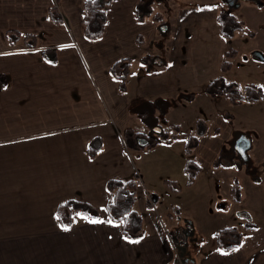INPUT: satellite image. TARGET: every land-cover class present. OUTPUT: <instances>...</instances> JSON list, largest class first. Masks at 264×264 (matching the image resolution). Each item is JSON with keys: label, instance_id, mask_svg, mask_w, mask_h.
<instances>
[{"label": "crops", "instance_id": "crops-1", "mask_svg": "<svg viewBox=\"0 0 264 264\" xmlns=\"http://www.w3.org/2000/svg\"><path fill=\"white\" fill-rule=\"evenodd\" d=\"M225 1L191 0L189 8H181L174 0H112L106 7L104 35L89 39L82 23L84 0L60 1L63 23L48 18L54 0H0V74L10 82L0 89V264H68L76 247L80 251L73 259L93 256L96 264H104L105 256L112 264H180L175 232L166 227L164 217L176 206L197 216L218 201L214 180L223 170L212 164L235 130L225 117L230 106H221L227 99L204 96L205 86L222 75L223 55L230 48L217 20ZM230 2L231 7L241 5L240 0ZM142 4L159 18L167 17L163 22L151 14L140 18ZM164 24L173 35L167 42L161 41L159 30ZM9 29L36 34L39 49H27L21 40L10 45L5 38ZM43 49H57L58 63H49ZM146 56L153 58L144 64ZM123 59L131 65L125 92L110 72ZM231 72L225 76L235 82ZM183 94H195V99L189 105L178 103ZM198 99L203 103L197 107ZM158 100H163L158 109H166L168 119L180 124V133L184 125L198 127L205 114L213 113L222 119V128L211 123L189 157L184 152L189 129L186 138L179 134L171 144L128 147L126 130L135 127L132 120H139L135 107ZM218 105L224 117L217 115L216 109L222 113ZM191 106L196 107L192 114ZM225 124L229 136L223 132ZM258 131L261 138L253 139L257 146L264 141V125ZM189 160L201 166L199 176L206 166L213 180L203 183L198 176L194 185L186 186ZM136 174L141 179L136 209L146 234L134 243L124 239L118 224L108 223L106 207L114 201L108 181H128ZM166 180L176 181L182 191L172 192ZM201 183L210 203L206 197L202 200ZM67 201L88 203L101 218L80 219L64 229L56 209ZM186 220L195 231L193 218ZM256 225L254 231H245L240 247L221 252L215 241L200 251L202 243L200 250L183 256V263L264 264V234L258 233L264 221ZM36 239L42 240V259L19 253L20 240H32L36 246Z\"/></svg>", "mask_w": 264, "mask_h": 264}, {"label": "rangeland", "instance_id": "rangeland-1", "mask_svg": "<svg viewBox=\"0 0 264 264\" xmlns=\"http://www.w3.org/2000/svg\"><path fill=\"white\" fill-rule=\"evenodd\" d=\"M33 1L34 0H25L26 4H28V2L32 4ZM60 1L61 0L59 1L54 0V2L48 8V14L50 9L56 6L58 7V10L60 9L59 8ZM174 1H176L178 3V6L181 8H183L184 6L189 8L192 4L191 0H174ZM230 1L231 0H226L225 4L220 6L219 9L231 11L239 19L244 21L246 27V30L244 32H237L235 34V37L229 42V46L231 48L237 49L239 52V56L235 61V69L231 72L232 74H236L235 77L233 75L234 77L233 79L235 80V83H237L240 86L239 90H242V87H245L246 85H252V84L264 85V61H261L254 56V53L258 51L264 54V0H240L241 5H237L236 7H231ZM243 4H245V6ZM246 6H248L249 8H246ZM140 8H143V10H145L143 4L138 7L137 14L139 15L140 18L144 15L146 16L150 14H151L150 16L153 17L154 15L157 14L158 20L160 22H163L164 18L167 17L166 15H164V17L159 18L160 15L158 13L155 14H153V12L150 13L149 9H148V13H145ZM14 31H18V30L9 29L8 31H6L5 38L7 37L8 32L12 34ZM18 32L21 33L20 35L21 41L30 38L27 36L30 35L36 36V34L29 35L21 31ZM249 32H252V35L249 34ZM172 36L173 35L171 32H167L164 35V37L161 38V41L167 42V40L170 39ZM24 43L26 44L25 41ZM40 51L42 53V50ZM9 83L10 82L8 80V85ZM183 95L184 97L180 96V99L179 100L177 99L176 101L178 103L184 102L187 105L191 104L192 100L191 98L188 97L191 95L189 94H183ZM204 96L208 98L207 96L209 95L205 94ZM193 98L195 99V96ZM200 100L201 99H198L196 103L197 107L203 103ZM162 101L158 100L157 104L150 102L149 103L146 102L145 104L141 103V105L135 107L136 111L140 107H144V111L140 113L134 110V113H136V117H138L139 120H132L134 126L137 127V128L135 127L133 128L140 130L142 131V133H144L142 138H145L146 134L153 135L158 132L159 133L167 132L169 134H173L174 131L173 127L175 125H180L179 123L168 119V115H167L168 112H164L163 110H161V108L160 110L158 109L159 106L161 107ZM158 102L161 103L159 104ZM255 103L256 104H254V102L253 103L245 102L238 105L240 107H236L237 105L233 106L227 100L226 105L220 104L221 106L224 107L230 106V108L227 109L232 114L229 112L226 114V116L231 117L229 118L230 120H228L229 126L235 128L236 132L237 131L246 132L248 136L251 135L254 140L255 138H259V139L261 138L258 128L264 125V101L263 102L259 101V103L257 102ZM206 105L207 104H205V106ZM219 108L222 110V113L221 111L216 109L217 115L222 114V116L224 117L225 112L220 106ZM192 111L196 112V107L191 106L190 107L191 114ZM202 119H204V121L202 122H207V124L202 123L203 125H205L206 129H208V126L211 123H217L220 126L219 123L222 120L221 118L220 119L214 118V113L212 114V116L205 114ZM187 126L184 125L182 127V131L180 134H182L183 138H186L187 135L186 131H188V129L190 134L199 135L201 133L202 125L199 128H197V126H191V127L190 126L187 127ZM229 126L225 124V131L223 128V132H225L228 136L230 132L229 131L227 132L226 130L228 129ZM220 127L222 128V126ZM229 141L225 144V149L232 150L234 140L232 139L230 142ZM142 142H144V139H139L137 144L138 145L139 143L142 144ZM126 144L128 145L127 142ZM136 147H137L136 149L140 150V147L138 146ZM253 150H254L253 152H249L248 154L247 164H244L243 162L240 163L239 161L240 155L237 152H235L236 156L235 157L233 156L234 158L231 157L233 158L232 161L234 163L227 167L222 166L221 167V170H223L222 175L215 174L216 180H214V182H216L217 184L216 193H217L218 201L217 202L213 201V204L209 206V208L204 207L201 210L200 215L198 214L197 216H194L193 214H189V212H187L188 214L186 213L187 214L186 215L183 211L181 212L179 208L180 206H176L173 209L170 207L169 213H167L164 217L165 225L170 231L176 232L181 227H184L186 229V226L188 224L187 223L188 221L186 220L187 216L193 218L192 221H194L195 223L194 227L196 226L194 228L195 231L193 232L190 231V233L186 235V239L188 240L186 245L183 246L181 245L178 247L175 245L176 250L180 252V253L178 252V261L180 262V264H188L187 262L183 263L184 261L183 256H185L186 258L187 256H189L190 251L194 253L197 248H199L198 250H200L199 246L202 243H204V246L201 248L200 251L205 250V248H209L211 244L215 242L214 234H212L213 229L215 232L216 229H220V228L236 227L241 231H244L245 226L248 225L247 223H251L249 225L250 227L253 226L255 227L257 221L260 220L264 221V208L262 207L264 205V141L258 144V146L254 141ZM205 167L206 166H203L204 169L203 175L199 176V181L202 180L203 178L202 181L203 183L213 180V178L210 177L209 175L210 171H207V168ZM234 178H237L240 184L241 193H240L239 201H236L233 198H231L229 193V189L234 183ZM177 181H181V180L177 179ZM199 185H201V190H202L201 194L203 195L202 200H205L204 197H206L208 203H210L211 197L206 196L207 194L204 192L203 184L201 183ZM174 197L176 198L177 196ZM211 211L212 212L220 211V213H218L220 216L212 213ZM88 220H92V219H88ZM256 228H250L246 232L254 231ZM258 233L263 236L264 226ZM180 238H179L180 240H183L184 235L180 236ZM32 242H33L32 240H25V243H23V240H20L18 244L21 247L19 253L22 254L23 256H26L27 254H36V257L38 256L39 259H42L40 256L41 249L39 246V244L42 243V240L36 239V246H34ZM176 243H178V241H176ZM89 247L92 251H94L91 245H89ZM77 248L78 247L73 248L71 250L70 255H68L70 260L68 264H96V258H94L93 256L84 255L81 259H73L74 254L77 255V253H79L80 251ZM105 257L106 258L104 264H112V262L108 263L107 256ZM99 264H101L100 261Z\"/></svg>", "mask_w": 264, "mask_h": 264}, {"label": "trees", "instance_id": "trees-1", "mask_svg": "<svg viewBox=\"0 0 264 264\" xmlns=\"http://www.w3.org/2000/svg\"><path fill=\"white\" fill-rule=\"evenodd\" d=\"M110 3L111 0H84L82 21L84 33L89 39H98L104 35L107 24L106 7ZM48 15L49 19L53 22H63L57 6L50 9ZM153 18L158 21L157 14L154 15ZM217 20L220 26V34L226 40H232L237 32H244L246 30L244 21L239 19L231 11H221L217 16ZM249 34L252 35V32H249ZM20 35L21 33L18 31H14L12 34L8 32L6 40L10 45L15 46L21 40ZM27 37H30L24 40L27 49H39L37 45V36L30 35ZM42 54L48 61H51L52 64L58 63L57 49H44L42 50ZM238 56L239 52L235 48H229L224 52L221 65L222 75L208 83L204 91L213 98L224 97L233 105H240L245 102L253 103L263 101L264 88L260 85H246L242 87V90H239L240 86L237 83L226 78L225 75L234 67L233 60H236ZM152 58L153 56H146L142 59V62L147 64ZM130 68V60L123 59L116 62L110 70L112 76L119 81L120 89L123 92L127 90V79L130 74ZM5 85L8 86V80L6 76L0 74V89L6 88ZM194 96L195 94H191V97ZM173 129V134L162 132L148 138L149 143L143 146L137 143L144 133L129 127L126 130L125 141L128 143L129 147L132 146L131 148L136 149V146H138L140 149H153L161 143L171 144L178 140L180 127L175 125ZM198 141V137H188L184 148L186 156L189 157L191 155L193 150L197 147ZM94 155L95 153H90V156ZM185 171L188 175L186 186L190 187L196 182L201 168L195 162L189 160L186 164ZM164 183L174 193H180L182 191V187L176 181L166 180ZM140 185L141 179L137 174L128 181L110 180L107 183L109 191L114 194V201L106 207L108 218L120 226L123 235L129 237V240H134L137 237L143 238L146 234L143 217L136 209ZM239 192L240 186L235 184L231 189V196L236 201H239ZM77 213H85L89 216V219L92 220H96L94 218H100L101 216L99 211L88 203L67 201L56 209V215L60 226L62 224H67L72 227L80 219H84L83 216L77 215ZM250 228L255 227L249 226L247 230ZM244 236L245 232L236 227L217 229L214 232V239L217 247L224 251H230L240 247Z\"/></svg>", "mask_w": 264, "mask_h": 264}, {"label": "flooded vegetation", "instance_id": "flooded-vegetation-1", "mask_svg": "<svg viewBox=\"0 0 264 264\" xmlns=\"http://www.w3.org/2000/svg\"><path fill=\"white\" fill-rule=\"evenodd\" d=\"M141 10H143V8H140ZM143 12H145V13H148V11L147 10H143ZM150 12V11H149ZM231 48V47H230ZM235 64V63H234ZM232 71V70H231ZM230 71V72H231ZM205 94H207L206 92H204ZM183 97H184V95H182ZM189 98H191V100L193 99V97H191V96H188ZM211 97V96H210ZM211 98H213V97H211ZM218 98H224V97H218ZM226 99V98H225ZM161 110H163L164 112L166 111V109H161ZM144 111V110H143ZM226 114L227 113H225V117L227 118V119H229V118H231V117H228V116H226ZM202 121H204V120H201L199 123H198V127L197 128H199L201 125V133L199 134V135H197V134H189V136H195V137H198V139H199V141H198V145H197V147L199 146V144H200V139H201V137H203V135L206 133V128H205V125H203V124H205L204 122H202ZM203 123V124H202ZM203 130V131H202ZM243 131H237L236 132V130L235 131H233V134H232V137H231V139H229L230 141L233 139L234 140V144H233V148H232V150H228V149H225V145H223L222 146V148H221V152H220V155L218 156V158L215 160V161H213V167L214 168H216V169H221V167L222 166H224V167H227V166H230V165H232L234 162L232 161V159L236 156L235 155V152H237L239 155H240V158H239V161H240V163L241 162H243L244 164H247L248 163V154H249V152H253L254 150H253V146H254V141H253V137L251 136V135H249L248 136V134L246 133V132H243ZM159 133V132H158ZM156 134L157 133H155V134H153V135H147L146 134V136H145V138H142V136L140 137V139H144V141H147V144L149 143V139L148 138H151V137H153V136H156ZM252 138H251V137ZM228 140V141H229ZM227 141V142H228ZM229 141V142H230ZM141 142V141H140ZM143 143V142H142ZM142 145V144H141ZM196 147V148H197ZM195 148V149H196ZM245 148V155H246V157L243 159L242 158V156L243 155H241L240 154V150H243ZM194 149V150H195ZM193 150V151H194ZM192 154V153H191ZM234 156V157H233ZM231 157H233V158H231ZM197 164V163H196ZM200 168H201V166L199 165V164H197ZM202 173V168H201V172H200V174ZM198 178V177H197ZM235 184H238L239 186H240V184H239V181L237 180V178H234V183H233V186L235 185ZM233 186H232V188H233ZM240 193L241 192H239V196H240ZM230 194H231V192H230ZM239 200H240V198H239ZM188 224H187V226H186V229H181V230H177L176 232H175V236L177 235L176 233H179V235H184V238H185V240H178V239H176V237L174 236V239H175V241H178V245L179 246H181L182 244L183 245H186V243H187V239H186V236L185 235H188V233H190V231L191 232H193L192 231V226H193V224H192V222H190V221H188L187 222ZM248 225L247 226H245V229H244V232L247 230V227H249V225H250V223H247ZM255 227H256V225H255ZM226 228V227H225ZM220 229H222V228H220ZM173 237V236H172ZM180 242H181V244H180ZM182 255V254H181ZM184 259V258H183ZM185 260V259H184ZM186 262V261H185Z\"/></svg>", "mask_w": 264, "mask_h": 264}, {"label": "water", "instance_id": "water-1", "mask_svg": "<svg viewBox=\"0 0 264 264\" xmlns=\"http://www.w3.org/2000/svg\"><path fill=\"white\" fill-rule=\"evenodd\" d=\"M159 30H160V32L163 35H165L168 32V30H169V26L167 24L161 25L160 28H159ZM254 56L257 59H259L261 61H264V54L262 52H259V51L258 52H255L254 53ZM143 110H144V107H140L137 111L138 112H143ZM146 144H147V141H144L142 143L143 146H145ZM240 151H241L240 154L243 155L242 158L244 159L246 157V155H245V151H246L245 148L243 150H240Z\"/></svg>", "mask_w": 264, "mask_h": 264}, {"label": "snow or ice", "instance_id": "snow-or-ice-1", "mask_svg": "<svg viewBox=\"0 0 264 264\" xmlns=\"http://www.w3.org/2000/svg\"><path fill=\"white\" fill-rule=\"evenodd\" d=\"M204 7L210 9V8L216 7V5H214V4H206V5H204ZM61 47H64V45H61ZM49 63H51V61H49ZM5 87H7V85H5ZM261 87H264V85H261ZM77 215L83 216L84 219H89V216L87 214H85V213H77ZM94 219H99V218H94ZM108 223H113V221L109 220ZM61 227L67 229V228L70 227V225L62 224ZM124 239L128 240L130 238L126 236V237H124ZM140 239H142V237H137L134 240H132V242H134V243L139 242ZM220 251L223 252L224 250L220 249Z\"/></svg>", "mask_w": 264, "mask_h": 264}]
</instances>
